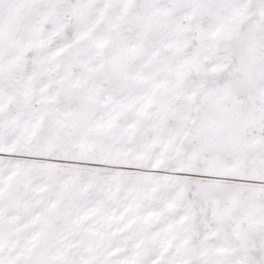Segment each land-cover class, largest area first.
Here are the masks:
<instances>
[{
  "label": "snow or ice",
  "instance_id": "snow-or-ice-1",
  "mask_svg": "<svg viewBox=\"0 0 264 264\" xmlns=\"http://www.w3.org/2000/svg\"><path fill=\"white\" fill-rule=\"evenodd\" d=\"M0 264H264V0H0Z\"/></svg>",
  "mask_w": 264,
  "mask_h": 264
}]
</instances>
